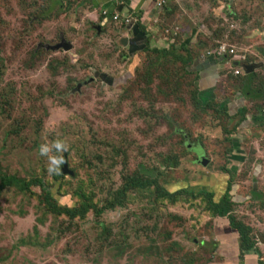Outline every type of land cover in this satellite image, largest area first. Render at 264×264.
Returning <instances> with one entry per match:
<instances>
[{
	"label": "rangeland",
	"instance_id": "obj_1",
	"mask_svg": "<svg viewBox=\"0 0 264 264\" xmlns=\"http://www.w3.org/2000/svg\"><path fill=\"white\" fill-rule=\"evenodd\" d=\"M175 4L163 10L165 37ZM180 4L194 27L179 20L174 42L130 59L90 0H0V264H215L223 237L199 193L227 175L264 262V118L251 123V101L247 122L229 117L224 91L199 107L188 68L227 45L256 65L227 76L230 96L264 97V0ZM242 149L244 162L232 156ZM138 177L155 184L121 193ZM174 183L197 196L171 197L163 187ZM57 197L88 207L73 212Z\"/></svg>",
	"mask_w": 264,
	"mask_h": 264
},
{
	"label": "crops",
	"instance_id": "obj_2",
	"mask_svg": "<svg viewBox=\"0 0 264 264\" xmlns=\"http://www.w3.org/2000/svg\"><path fill=\"white\" fill-rule=\"evenodd\" d=\"M155 0H90L92 2V6L94 7V13H92V17L94 20L98 18L99 11H107L104 7V4L111 5L113 7V12L109 13L110 16L118 15L119 20L117 22L119 23H113L111 18H101V25H103L104 29L107 31L108 38L112 42V49L113 50H123L124 54L127 55L130 59H133L134 57H137L140 53H145L146 50H152L154 48H161V46H157V43L160 41H163L164 39H168L170 43L174 42L178 36L175 35L174 32L179 33V31H182L185 29V23H182V27L180 25V21L182 19H188L186 16H190V12L184 8L183 4H180V0H175L178 9L176 8V4L174 1H166L165 7L166 10L169 11L170 8H172L173 4H175V8L172 13L167 14V18L170 20L171 23H176L178 20V24L172 29L168 30L172 35H169L168 37H165L164 27L161 28L164 24L163 20V8H157L155 6ZM214 10V9H213ZM210 10V11H213ZM222 10V8H221ZM125 21V23L123 22ZM187 22L189 23L190 27H194V24L190 22L188 19ZM191 28V29H192ZM191 31V30H190ZM194 31V30H193ZM192 31V32H193ZM198 31V29L196 30ZM191 32V33H192ZM166 43V42H165ZM167 44L163 45V48H165ZM153 51V50H152ZM264 56V53H262ZM239 60L230 61V66L234 68H229L227 64L222 63L220 59H216L214 57L206 58L204 60H197L193 62L192 64L188 65V68H191V72L194 75V89L197 97V101L201 103V106L204 110H208L207 106L215 104L219 98H218V92L223 93L225 92V97L221 99L219 105L228 108V114L229 115H236L237 113L241 112L243 109H246L248 106V101H251L250 103H260L263 99V97L255 96L252 97L250 92L248 91V87H245V90L248 91L250 94V97H247L246 95L248 93L243 94L241 96L240 94H236L233 96H230V83L229 81L232 80L228 78L230 74L232 73V70L237 67V64L239 63ZM254 64V63H251ZM228 67V68H225ZM226 69V70H225ZM255 72V71H253ZM252 72V73H253ZM251 73V74H252ZM250 75V74H248ZM248 75H243L241 77H245ZM245 80V79H244ZM243 80V81H244ZM257 95V94H253ZM262 99V100H261ZM197 102V103H198ZM255 102V103H254ZM248 110V109H247ZM249 111V110H248ZM240 115H242L240 113ZM260 118H264V112L261 113ZM248 113L242 116V119L240 120L241 123L247 122L248 119ZM257 116L254 115L253 120H250L251 123L256 121ZM259 119V118H257ZM240 122L236 125L239 126ZM242 127L240 125L238 127V130ZM236 141H234V146H236L238 149L239 147L235 144ZM240 154L243 158L244 162L246 160L245 157V151L242 149L241 151H234L232 156ZM235 159V157H228V160ZM241 162V163H242ZM227 175V174H224ZM227 180L229 181V176L227 175ZM214 192V191H210ZM241 192V191H240ZM240 205L234 206L232 215L236 218V220L241 223L243 226L246 227H252V223H250L246 217H237V213H240L237 209ZM207 219L212 220V214L207 211ZM210 228L211 230L214 229L213 235L215 236H222L223 239L219 242V244L212 243L214 245H218L216 254L213 253V260L210 263L215 264H226V261H232L233 259H239L237 261V264H247L248 260L252 261H262V250L259 243H255L254 247L257 249V252H244L242 250V240L239 235V233L232 228L229 224H226L221 227L213 226L210 222ZM218 241L220 240L219 237H216ZM211 239H209L210 241ZM215 240V239H214ZM249 255L252 256L249 258ZM260 259H259V258ZM246 260V263H244ZM244 261V262H243Z\"/></svg>",
	"mask_w": 264,
	"mask_h": 264
},
{
	"label": "trees",
	"instance_id": "obj_3",
	"mask_svg": "<svg viewBox=\"0 0 264 264\" xmlns=\"http://www.w3.org/2000/svg\"><path fill=\"white\" fill-rule=\"evenodd\" d=\"M120 1H124V0H120ZM104 7L106 9H108L109 13L113 12V7L111 5L108 4H104ZM163 8V6L161 7V9ZM164 9H167L164 5ZM163 9V10H164ZM59 10V9H58ZM108 13V14H109ZM47 18V17H45ZM42 19V18H41ZM109 19V18H108ZM112 19V18H111ZM153 52H158L157 50L153 51ZM210 58V57H209ZM254 74H256V72H253L252 74L248 75L253 76ZM248 76H245L243 78H246ZM244 80V79H243ZM263 91L262 88H259L257 91H254L255 94L257 95H251L252 97L258 96L261 92ZM251 94V93H250ZM264 100V97L262 98ZM261 99V100H262ZM198 106H201V103L198 102ZM208 107H213V105H208ZM254 110L258 111L260 110L258 113H256L255 115L257 116L255 119L260 118L262 110H264V102L261 101L260 103H255L254 104ZM247 111V109H243L241 112L237 113V116H240V113L242 114V116L244 117V113ZM227 115L229 117H231L228 114V108H227ZM216 178L219 177L218 182L221 183V186H219L214 192H204V193H199L203 194L205 199H206V209L207 211H209L212 214L213 219L211 220V224L213 226L216 227H221L224 226L226 224H229L232 228H234L240 235L241 240H242V250L244 252H257V249L254 247V244L256 242L253 241V238L251 236V229L252 227H246L243 226L241 223H239L236 218L232 215V212L234 210V206L236 205H241L243 203V201H241L235 193V185H231L232 182L230 183V181H227V179H225L223 176H215ZM214 182H210V187H213ZM155 184V182L150 181L149 179H143V178H133L130 179L129 181H127V183L125 184L124 189L121 191V193H126V191L128 189H132V188H146L149 187L150 185ZM213 184V185H212ZM202 186V184H200ZM190 187L179 184V183H174V184H166V186L163 187V191H165L168 195H170L171 197H175L179 194H184V195H191L194 196L195 194L191 191H188ZM48 197L51 198V195L48 194ZM197 196V195H195ZM56 201H60L61 203H66V205H61L58 202V205L61 207H66L69 210H72L73 212H83L85 211V209L88 207L87 205H83V206H78V205H74L73 203L69 202V200L67 201H61L60 197L56 198ZM236 202V203H235ZM257 244V243H256ZM214 248H216V245H214ZM252 256L249 255V258H251ZM239 259H233L232 261H226V264H237V261ZM212 260H209V263ZM244 262V261H243ZM246 263V260L245 262ZM257 264H264L263 261H257Z\"/></svg>",
	"mask_w": 264,
	"mask_h": 264
},
{
	"label": "built area",
	"instance_id": "obj_4",
	"mask_svg": "<svg viewBox=\"0 0 264 264\" xmlns=\"http://www.w3.org/2000/svg\"><path fill=\"white\" fill-rule=\"evenodd\" d=\"M129 1H133V0H129ZM167 0H155V6L157 8H160L165 5ZM102 15L104 16V18H112L114 21L118 20L119 16L118 15H114V16H110V14L107 13V11H102ZM227 45H221L218 49H216V54H217V57L214 55L213 52H208V55L210 57H214V58H219L220 60H224V59H229V61H235V60H239L240 61V57L237 55V54H234V50H231L230 52L227 50ZM246 65H250V63H241L239 62L237 64V67L233 70V74L234 76H238L240 74H245V75H248L246 72H245V69H244V66ZM251 74V73H250Z\"/></svg>",
	"mask_w": 264,
	"mask_h": 264
},
{
	"label": "water",
	"instance_id": "obj_5",
	"mask_svg": "<svg viewBox=\"0 0 264 264\" xmlns=\"http://www.w3.org/2000/svg\"><path fill=\"white\" fill-rule=\"evenodd\" d=\"M66 50H67V49H66ZM255 68H256V65H255V64H250V65H246V66H244L245 72H246L247 74L252 73V72L255 70ZM205 160H206V159H205ZM205 160H204V158H202L201 163H202L204 166H207V165H208V162H206Z\"/></svg>",
	"mask_w": 264,
	"mask_h": 264
}]
</instances>
